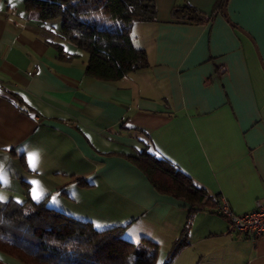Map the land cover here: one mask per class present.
I'll return each mask as SVG.
<instances>
[{
	"label": "crops",
	"instance_id": "obj_1",
	"mask_svg": "<svg viewBox=\"0 0 264 264\" xmlns=\"http://www.w3.org/2000/svg\"><path fill=\"white\" fill-rule=\"evenodd\" d=\"M152 1L155 19L136 21L130 33L147 66L103 81L86 75L87 54L61 36L60 18L41 20L23 0H0V200L46 198L96 228L126 224L130 239L166 249L189 204L156 191L128 157L145 149L235 213L264 199L256 53L264 61V0H228L230 22L223 0ZM185 4L203 21L173 17ZM215 209L210 202L192 214L169 264H264V238L229 234ZM13 261L0 252V264H20Z\"/></svg>",
	"mask_w": 264,
	"mask_h": 264
},
{
	"label": "trees",
	"instance_id": "obj_2",
	"mask_svg": "<svg viewBox=\"0 0 264 264\" xmlns=\"http://www.w3.org/2000/svg\"><path fill=\"white\" fill-rule=\"evenodd\" d=\"M23 4L38 19L60 18L61 36L86 52L85 73L94 79L116 81L148 64L146 52L132 44L130 31L136 21L155 19L152 0H23ZM172 15L193 22L204 18L188 4L174 8ZM58 49L62 58L61 46ZM128 157L156 191L189 204L186 224L165 262L157 260L156 242L124 238L126 224L99 229L89 220L49 207L46 198L34 200L29 195L22 202L0 200V252L24 264H169L186 244L192 214L206 203L216 205L218 198L149 149Z\"/></svg>",
	"mask_w": 264,
	"mask_h": 264
},
{
	"label": "built area",
	"instance_id": "obj_3",
	"mask_svg": "<svg viewBox=\"0 0 264 264\" xmlns=\"http://www.w3.org/2000/svg\"><path fill=\"white\" fill-rule=\"evenodd\" d=\"M215 211L227 221L229 234L264 238V199L256 200L250 211L235 213L226 200L218 198Z\"/></svg>",
	"mask_w": 264,
	"mask_h": 264
},
{
	"label": "rangeland",
	"instance_id": "obj_4",
	"mask_svg": "<svg viewBox=\"0 0 264 264\" xmlns=\"http://www.w3.org/2000/svg\"><path fill=\"white\" fill-rule=\"evenodd\" d=\"M130 33H131V31H130ZM123 237L127 238V239H129V240H131L133 242H138L137 240L130 239L128 232L127 231L125 232V230L123 232ZM159 248H160V246L158 245V252H157L158 259L157 260H158V262H160V263L162 262L163 263V262H165L166 258L168 257V253L170 251L171 246L167 247L166 249H159ZM11 258H13V257H11ZM13 259H15V258H13ZM13 262L14 263L17 262V263H20V264H24L23 262H21L20 260H17V259H15V261H13Z\"/></svg>",
	"mask_w": 264,
	"mask_h": 264
},
{
	"label": "water",
	"instance_id": "obj_5",
	"mask_svg": "<svg viewBox=\"0 0 264 264\" xmlns=\"http://www.w3.org/2000/svg\"><path fill=\"white\" fill-rule=\"evenodd\" d=\"M227 2H228V0H224L223 7H222V13H223V15H225V17L227 18V20L230 22L229 17H228V15H227ZM244 33H245V32H244ZM245 34H246V33H245ZM252 43L254 44L253 41H252ZM254 45H255V44H254ZM255 48H256V47H255ZM256 53H257V56H258V59H259V61H260V64H261L262 68H264V61H262L261 56H260V54H259L257 48H256Z\"/></svg>",
	"mask_w": 264,
	"mask_h": 264
},
{
	"label": "snow or ice",
	"instance_id": "obj_6",
	"mask_svg": "<svg viewBox=\"0 0 264 264\" xmlns=\"http://www.w3.org/2000/svg\"><path fill=\"white\" fill-rule=\"evenodd\" d=\"M30 159L34 160L35 157H30ZM33 195H34V198H35V199H39V195L37 194V192H36L35 189H34Z\"/></svg>",
	"mask_w": 264,
	"mask_h": 264
}]
</instances>
